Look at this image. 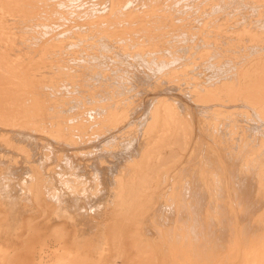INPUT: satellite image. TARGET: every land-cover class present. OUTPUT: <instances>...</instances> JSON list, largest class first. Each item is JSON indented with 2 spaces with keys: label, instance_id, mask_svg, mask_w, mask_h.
<instances>
[{
  "label": "bare ground",
  "instance_id": "bare-ground-1",
  "mask_svg": "<svg viewBox=\"0 0 264 264\" xmlns=\"http://www.w3.org/2000/svg\"><path fill=\"white\" fill-rule=\"evenodd\" d=\"M95 1L0 0V242L29 264L90 242L93 264H264V0Z\"/></svg>",
  "mask_w": 264,
  "mask_h": 264
},
{
  "label": "rangeland",
  "instance_id": "rangeland-1",
  "mask_svg": "<svg viewBox=\"0 0 264 264\" xmlns=\"http://www.w3.org/2000/svg\"><path fill=\"white\" fill-rule=\"evenodd\" d=\"M77 1V2H76ZM85 1V2H84ZM90 1V2H89ZM67 4H69V3H71V6H67L66 8H68L69 9V7H70V9H69V11L70 12H72V10L71 9H73V11L75 12V13H78L79 14V12L78 11H82V10H79V9H84L85 10V8H91L92 6V8H94L95 6H96V1L94 2V0L92 1V0H83V1H80V0H67ZM72 2H74V3H72ZM76 2V3H75ZM80 2V3H79ZM95 4V5H93V3ZM183 2V1H182ZM84 3V4H83ZM136 4H137V2H135ZM181 3V2H180ZM85 6V5H88L87 7L85 6H83V5ZM139 4H141V3H139ZM139 4H137L138 6L137 7H140L141 5H139ZM76 5V6H75ZM79 5V6H78ZM73 6V7H72ZM83 6V7H82ZM134 6V5H133ZM143 6V5H142ZM142 6L140 7V8H142ZM72 7V8H71ZM76 7H78V9L76 8ZM79 7H81V8H79ZM65 8V9H66ZM74 8H76V9H74ZM96 8H98V5H97V7ZM49 34H46L45 36H50V33L51 32H48ZM47 36V37H48ZM21 56V55H20ZM34 60H36V61H38V59L36 58V59H34ZM205 71V73H208L209 74V72H208V70H207V72H206V70H204ZM143 87H145V91H144V88ZM171 89H174V91H171L169 88L167 89L168 91H170V92H165V90L163 89L162 91H163V93L165 92V93H168V95L169 96H171L172 98H175L176 97V99H178V100H180V101H182L183 103H185L187 106H191L189 109H191L190 110V113H191V115H193L194 117H193V119H194V121H193V123H192V133L194 134V136L196 137L197 135H198V133H200L201 132V130L199 129V127H198V116L199 115H197V114H199V113H201L200 111H203L202 113L203 114H205L204 113V109H202V108H198V106H196L194 103H192V101H190L189 99H186V96L185 95H183V94H181L180 92L178 93V89L176 88L175 89V87L174 88H171ZM145 92L144 94L143 93H141V92H143V91ZM142 90H140V92L139 93H141V94H139V96H141V97H139V98H141L142 99V101H144L145 100V98H146V102H148L149 103V99L151 100V99H153V91H156V94H157V91L159 90H154V89H149V90H147V87H146V84H142ZM152 91V92H151ZM159 92L162 94V92H161V89L159 90ZM159 92H158V94H159ZM154 95H155V93H154ZM185 96V97H183V96ZM143 96V97H142ZM174 96V97H173ZM147 99H148V101H147ZM153 101V100H152ZM152 101H150V102H152ZM145 102V101H144ZM145 102V103H146ZM147 103V104H148ZM192 103V104H191ZM197 108V109H196ZM175 110L177 111V109L175 108ZM197 113V114H196ZM32 119H34L35 120V118L34 117H32ZM39 122H37V123H34L35 125H36V128L39 130V131H41V132H44L46 129L47 130H50V127H52V128H57V127H55L54 125H61V123H62V120H59V119H57L56 121H55V124L54 125H50L47 121H41V120H43L42 118H39ZM193 129H194V131H193ZM196 130H198V131H196ZM204 135V134H203ZM41 136H44V135H42L41 134ZM52 143V142H51ZM53 144V143H52ZM55 145V144H54ZM54 145L52 146V147H54ZM55 148V147H54ZM55 149H57V148H55ZM0 171H1V169H0ZM6 206L5 204H3V202L1 203V201H0V209L2 210V213H1V216L2 217H4V215L3 214H5V212H4V210L5 209H7V206H6V208L4 207V206ZM83 234H85V233H83ZM15 243H17V242H0V246H2L4 249H7V250H9L10 251V253H12L11 255H3V254H0L1 256H0V264H29L30 262V260L28 259V256H27V250L28 249H30L32 246L31 245H28L29 246V248L26 246L25 247V250H26V248H27V250L25 251V250H23L22 251V256H20V255H14L15 254V250L13 249L14 247H15ZM48 243V242H47ZM52 243H53V245H52ZM55 242H49V244L51 245V246H49L48 248L50 249V250H53V249H55V248H57V247H60V246H56L57 244H61V242H57V244L55 245L54 244ZM91 244H89L86 248H84L83 250L81 249L80 250V254H78V255H76L75 257H73L72 258V264H93V262H94V260H95V255H94V252H93V244H95V242L93 243V242H90ZM90 245H91V248H90ZM6 247V248H5ZM36 248H40V247H36ZM74 249H76V246H74L73 247ZM87 249V250H86ZM11 250H13V251H11ZM25 251V252H24ZM26 253V254H25ZM24 254V255H23ZM16 257H18V258H16ZM21 258V259H20ZM106 257H104L103 259H105ZM18 261H21V262H18ZM71 261V260H70Z\"/></svg>",
  "mask_w": 264,
  "mask_h": 264
}]
</instances>
